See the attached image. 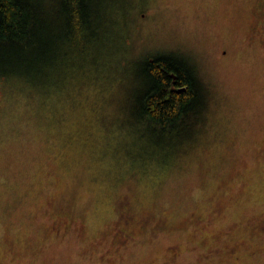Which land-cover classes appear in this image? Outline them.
<instances>
[{"label": "rangeland", "instance_id": "obj_1", "mask_svg": "<svg viewBox=\"0 0 264 264\" xmlns=\"http://www.w3.org/2000/svg\"><path fill=\"white\" fill-rule=\"evenodd\" d=\"M112 8L97 67L0 70V264H264V0ZM161 54L209 98L170 159L130 121Z\"/></svg>", "mask_w": 264, "mask_h": 264}, {"label": "trees", "instance_id": "obj_2", "mask_svg": "<svg viewBox=\"0 0 264 264\" xmlns=\"http://www.w3.org/2000/svg\"><path fill=\"white\" fill-rule=\"evenodd\" d=\"M116 2L0 0V70L21 69L47 79L57 66H75L77 56L87 55L89 63L98 65L100 54L93 50L101 35L114 34L110 17ZM141 63L144 83L131 98L135 117L130 121L148 128L139 139H151L154 146L143 147L149 156L170 159L179 153V143L195 138L205 120L207 88L174 54L148 56Z\"/></svg>", "mask_w": 264, "mask_h": 264}]
</instances>
